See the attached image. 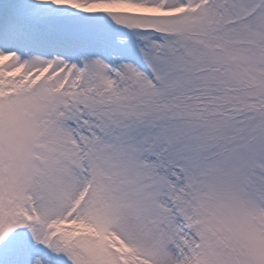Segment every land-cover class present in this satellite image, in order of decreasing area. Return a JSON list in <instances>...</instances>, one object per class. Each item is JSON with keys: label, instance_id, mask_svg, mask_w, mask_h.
Masks as SVG:
<instances>
[{"label": "snow or ice", "instance_id": "6c2138e0", "mask_svg": "<svg viewBox=\"0 0 264 264\" xmlns=\"http://www.w3.org/2000/svg\"><path fill=\"white\" fill-rule=\"evenodd\" d=\"M0 264H264V0H0Z\"/></svg>", "mask_w": 264, "mask_h": 264}]
</instances>
